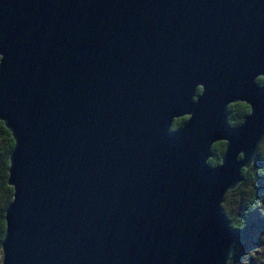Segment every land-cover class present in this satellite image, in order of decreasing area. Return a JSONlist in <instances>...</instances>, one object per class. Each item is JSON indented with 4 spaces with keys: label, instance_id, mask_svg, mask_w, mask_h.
Segmentation results:
<instances>
[{
    "label": "water",
    "instance_id": "1",
    "mask_svg": "<svg viewBox=\"0 0 264 264\" xmlns=\"http://www.w3.org/2000/svg\"><path fill=\"white\" fill-rule=\"evenodd\" d=\"M0 121V264H227L221 203L264 138V0H0Z\"/></svg>",
    "mask_w": 264,
    "mask_h": 264
},
{
    "label": "trees",
    "instance_id": "2",
    "mask_svg": "<svg viewBox=\"0 0 264 264\" xmlns=\"http://www.w3.org/2000/svg\"><path fill=\"white\" fill-rule=\"evenodd\" d=\"M256 82L263 84V78ZM249 112L243 102H233L226 107L228 122L231 125L241 123ZM186 120L181 117L173 120L172 130H176ZM224 142L217 141L211 146L209 166L219 163L224 151ZM13 146L9 130L0 121V263L1 241L4 235V210L12 197V188L6 184L8 156ZM242 180L229 190L221 203V210L229 226L239 232L231 257L227 264H254V259L261 258L264 264V138L259 144L256 157L251 165L242 169Z\"/></svg>",
    "mask_w": 264,
    "mask_h": 264
},
{
    "label": "rangeland",
    "instance_id": "3",
    "mask_svg": "<svg viewBox=\"0 0 264 264\" xmlns=\"http://www.w3.org/2000/svg\"><path fill=\"white\" fill-rule=\"evenodd\" d=\"M254 264H263L262 259L258 258V259H254L253 261Z\"/></svg>",
    "mask_w": 264,
    "mask_h": 264
},
{
    "label": "flooded vegetation",
    "instance_id": "4",
    "mask_svg": "<svg viewBox=\"0 0 264 264\" xmlns=\"http://www.w3.org/2000/svg\"><path fill=\"white\" fill-rule=\"evenodd\" d=\"M200 90H201V88L200 87H197V89H196V93L198 94L199 92H200ZM183 117H186L187 118V116H183ZM181 118V117H180ZM178 119V118H177Z\"/></svg>",
    "mask_w": 264,
    "mask_h": 264
}]
</instances>
